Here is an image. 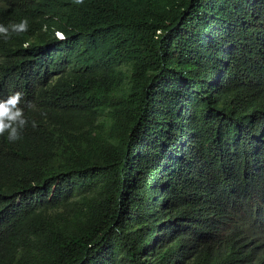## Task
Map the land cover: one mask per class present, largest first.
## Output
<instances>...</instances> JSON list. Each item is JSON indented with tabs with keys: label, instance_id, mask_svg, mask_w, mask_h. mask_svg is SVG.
Listing matches in <instances>:
<instances>
[{
	"label": "trees",
	"instance_id": "trees-1",
	"mask_svg": "<svg viewBox=\"0 0 264 264\" xmlns=\"http://www.w3.org/2000/svg\"><path fill=\"white\" fill-rule=\"evenodd\" d=\"M86 3L0 0V264H264V0Z\"/></svg>",
	"mask_w": 264,
	"mask_h": 264
},
{
	"label": "clouds",
	"instance_id": "clouds-1",
	"mask_svg": "<svg viewBox=\"0 0 264 264\" xmlns=\"http://www.w3.org/2000/svg\"><path fill=\"white\" fill-rule=\"evenodd\" d=\"M71 4L77 6H85L83 12L90 16L93 12V7L87 4V0H69ZM50 9L47 13L43 14L42 20H50L49 17ZM11 29V32L10 30ZM11 33L25 35L29 40L28 33V20L24 19L18 24H11L8 27L0 25V35H2L6 40L10 38ZM57 37L61 40L66 39L63 33L55 31ZM27 47V44H25ZM24 98L22 92H15L8 96L4 100L3 94H0V142L7 140L9 143H14L16 140L20 139V134L24 133L29 127V115L27 110L25 111L23 106ZM20 105V106H19ZM35 122H33V127H35ZM4 232H11L9 228H0V235ZM24 235H28L29 232L21 230Z\"/></svg>",
	"mask_w": 264,
	"mask_h": 264
}]
</instances>
